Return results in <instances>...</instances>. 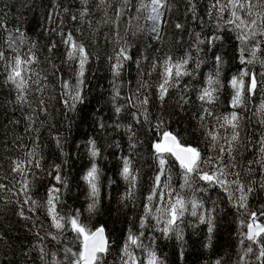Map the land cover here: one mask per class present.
<instances>
[{"label": "snow or ice", "instance_id": "snow-or-ice-1", "mask_svg": "<svg viewBox=\"0 0 264 264\" xmlns=\"http://www.w3.org/2000/svg\"><path fill=\"white\" fill-rule=\"evenodd\" d=\"M40 4L0 7V264H264V0H186L163 54L168 0Z\"/></svg>", "mask_w": 264, "mask_h": 264}, {"label": "trees", "instance_id": "trees-1", "mask_svg": "<svg viewBox=\"0 0 264 264\" xmlns=\"http://www.w3.org/2000/svg\"><path fill=\"white\" fill-rule=\"evenodd\" d=\"M7 2L12 5V12L14 16H21V17H27L29 20L34 15H38L41 12V4L40 0H7ZM136 0H133V3H135ZM4 0H0V7H3ZM168 3L171 7V13L165 14V19L168 20L167 27L163 30L162 39L164 40V46L162 49V53L164 51H167L169 48H171L174 52L178 49L179 45L176 44V41L180 37V33L177 32L175 29V23L176 22H184V12L186 9V0H168ZM134 11V10H133ZM102 13L97 12L96 18L98 19ZM16 21L13 20L12 23H15ZM67 23V20H66ZM136 21H133V26L135 28ZM141 25H143V15H141V19L139 21ZM124 31V23L121 22V32ZM110 33V26H101L100 33L98 34V40L99 44L98 47L100 49V54L103 55L104 51H106V46L104 44L103 36L104 33ZM87 35V34H86ZM129 38H131V33H129ZM142 39V35L140 36ZM44 65H42L43 67ZM9 99L7 94V89L0 85V176H8L9 181L11 180L10 176V168L9 164L10 161L6 158L9 156H15L17 155L16 151L12 149V143H13V126L8 124V121L13 116H19L20 113L17 111L16 113H12L8 111V106L6 105V101ZM7 125V128L5 127ZM22 128L18 129V131L22 132ZM0 211L7 212V209L3 208V205L0 204ZM5 219H8L12 223H15V216H13L10 212L5 217L3 215H0V229L4 227L3 221ZM13 236L16 235L15 232L12 233ZM227 240V235L224 233L223 238L221 240L222 243H224ZM14 246H16L14 244ZM5 246L0 244V253L5 251ZM230 251V249H229ZM169 255L171 256V253L169 252ZM17 262L19 264V261L22 259L20 257L19 251L17 250L16 253ZM234 257L229 258V264L230 260Z\"/></svg>", "mask_w": 264, "mask_h": 264}, {"label": "rangeland", "instance_id": "rangeland-1", "mask_svg": "<svg viewBox=\"0 0 264 264\" xmlns=\"http://www.w3.org/2000/svg\"><path fill=\"white\" fill-rule=\"evenodd\" d=\"M170 1H172L173 2V0H170ZM163 34V31H162V33H161V35Z\"/></svg>", "mask_w": 264, "mask_h": 264}]
</instances>
